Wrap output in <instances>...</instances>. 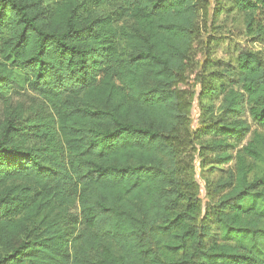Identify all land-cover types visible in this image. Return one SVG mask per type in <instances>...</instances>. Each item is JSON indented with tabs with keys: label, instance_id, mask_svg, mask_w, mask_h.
I'll use <instances>...</instances> for the list:
<instances>
[{
	"label": "trees",
	"instance_id": "obj_1",
	"mask_svg": "<svg viewBox=\"0 0 264 264\" xmlns=\"http://www.w3.org/2000/svg\"><path fill=\"white\" fill-rule=\"evenodd\" d=\"M233 4L264 40V0ZM105 6L109 17L94 13ZM198 9L0 0V264H264V133H252L264 130V55H239V90L212 80L201 97L209 146L226 162L241 148L210 212L230 243L208 244L201 202L180 177L177 83Z\"/></svg>",
	"mask_w": 264,
	"mask_h": 264
},
{
	"label": "rangeland",
	"instance_id": "obj_2",
	"mask_svg": "<svg viewBox=\"0 0 264 264\" xmlns=\"http://www.w3.org/2000/svg\"><path fill=\"white\" fill-rule=\"evenodd\" d=\"M197 3L199 9L193 43L177 83V89L186 102L187 117L186 128L178 141L177 161L182 172L180 177L192 184L190 190L197 194L201 202L203 213L200 221L204 220L211 228L208 244H227L230 242L222 241L220 230L210 217V212L220 197L229 191L236 169L235 155L241 148L229 149L228 153L234 157L226 162L224 151L214 150L209 146L213 137L203 131L211 120L205 114V104L201 97L203 88L212 80L216 85L222 83L227 88L239 90L234 74L238 69V57L244 51L264 55V40H258L247 33L246 16L236 9L233 0H197ZM111 12L112 9L105 6L96 9L94 13L107 18ZM116 25L122 27L120 22H116ZM128 27L130 28V24ZM118 47L125 49L126 40L118 42ZM215 105H219V102L216 101ZM252 125V133H264L261 127ZM249 163L256 171L254 173L261 172L262 163L251 160Z\"/></svg>",
	"mask_w": 264,
	"mask_h": 264
}]
</instances>
